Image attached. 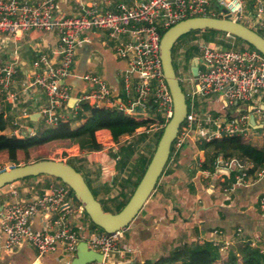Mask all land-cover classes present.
<instances>
[{"label": "built area", "instance_id": "2783aa9c", "mask_svg": "<svg viewBox=\"0 0 264 264\" xmlns=\"http://www.w3.org/2000/svg\"><path fill=\"white\" fill-rule=\"evenodd\" d=\"M55 6L56 0L34 3L0 0V38L17 39L30 30L56 32L59 36L54 57L40 54L34 60L28 77L30 82L25 87L31 91L37 89L47 98V106L38 113L49 128L77 116L82 112L81 104H86L96 107L103 105L136 121L154 119L151 131L162 132L164 122L158 125L155 117L161 116L163 121V118L168 121L172 114V99L164 81L159 55L162 31L187 18L212 14V7L220 11L221 17L228 16L231 21L241 24L245 22L255 32L264 31V0H145L133 6L121 3L117 12H100L96 5H91L82 9L81 13L67 17H54ZM90 29L104 30L111 38L125 33L131 36V42L119 50L120 55L127 59V70L122 75L123 102H114L108 86L95 75L86 74L82 77L90 91L77 97H73L70 87L63 84L71 75L74 52L80 37ZM196 46L199 60L196 75L178 78L180 83L187 80L191 86L186 98L215 96L229 114L223 118L220 115L213 117L206 111L204 117L200 118L188 109L173 142V152L179 151L197 130L204 142L241 137L255 143L257 138H264V111L256 102L260 99L257 97L264 95V58L257 51L247 48H222L219 44L205 42H198ZM15 74V61L0 64V98L9 104H14L19 98L12 85ZM70 100H74L71 108L67 105ZM248 102L253 103L247 112L251 111L261 122V132H251L248 113L240 109L241 105ZM210 123L215 128L204 129V125ZM142 129L135 134H140ZM216 162L214 170L217 185L211 186L212 192H231L238 186L264 179V166L254 167L249 161L236 158H219ZM3 164L0 173L16 167L12 164L7 168L6 163ZM42 177L52 180L42 193L34 194L29 202L18 199L17 184L23 180L0 189V196L3 195V189L7 188L13 197L11 202L0 208V254L29 244L35 250L37 259L60 249L62 257L72 260L78 243L85 242L88 249L103 257L102 262L89 264H112L115 257L121 259L126 255L127 249L119 245L120 232L111 235L99 231L84 240L79 219L85 214L82 205L74 201L72 191L58 179L37 176L28 180L44 183L43 180L39 182ZM260 208L264 210V197L260 200ZM34 220L40 226L37 231L30 228ZM238 231L241 232L240 229ZM219 233L214 231L209 237L200 238L199 243L218 247L222 244ZM254 238L251 240L253 247L254 241H257ZM259 249L264 253V248Z\"/></svg>", "mask_w": 264, "mask_h": 264}, {"label": "crops", "instance_id": "0c3cea01", "mask_svg": "<svg viewBox=\"0 0 264 264\" xmlns=\"http://www.w3.org/2000/svg\"><path fill=\"white\" fill-rule=\"evenodd\" d=\"M23 1L34 3L40 0ZM139 1L145 0H56L53 16L77 15L81 13L82 9L91 5H96L100 12H117L121 3L133 6ZM204 34V31L192 34L187 42L185 41L186 51L193 46L192 43L193 41L196 42V39H205V37L211 36H205ZM211 38L224 39V41H229L231 46H238L234 44V39H229L219 33L212 34ZM131 40V36L127 33L111 38L104 30L90 29L84 32L75 48L71 75L63 82L65 86L70 87L73 97L90 91V87L82 80V77L91 74L101 78L108 86L114 102H123L125 95L122 88V75L127 70V59L120 55L119 50ZM58 45L59 36L56 32L30 30L17 39L12 37L0 38V64L10 61L16 62V74L12 85L13 90L19 96L14 104H9L0 98V114L3 117L8 114L16 117V120H21L18 123V127L21 129L13 130V133L23 137L26 141L32 140V143H37L45 138L42 127L46 125L40 117L34 122L28 118L47 106V98L41 91L37 89L26 90L25 87L30 82L28 77L36 57L40 54H45L49 58L54 57ZM197 56H193L190 63L187 62V69L191 76H193L192 62L195 58H198ZM185 89L186 95L189 94L191 92L190 84H186ZM257 98L260 99L256 102L264 111V95ZM252 103L248 102L241 105V111L248 113L247 110L252 108ZM23 104H26V106L24 107ZM67 105L71 108L73 102H68ZM4 106L9 108V112L6 113L3 110ZM100 107L104 106L100 105ZM188 109L200 118L204 117L206 111H209L213 117L220 115L223 118L229 114L215 96H196L193 99L189 97ZM140 115H143V113H140ZM27 119L31 123L39 121L36 127L39 126L40 135H36L34 130L25 128L27 125L25 120ZM23 123H25L24 126H22ZM85 124H88L86 119L74 122L75 127ZM248 126L251 131H261V122L251 111L248 113ZM53 128H49L47 132L49 133ZM214 128L215 126L212 123L204 125V129L207 130H213ZM24 131H28V135ZM9 132L7 131V133ZM146 132H151V139L150 141L147 140V145L153 148L159 131H151V129L140 131V139L145 140V142ZM94 135L96 137V149L93 151H81L77 144H67L58 146L53 155H58L57 159L59 161L68 162L69 164L72 160H77L80 168L85 171L86 175H89V181L99 187L97 196L99 203L107 204V208L115 207L119 203L112 202L110 204L111 201L106 193L115 188L116 194L114 197L116 198L119 190L118 184L123 180L122 178L124 177V179L133 182L132 177L134 175L131 177L130 175L133 173L138 175V167L133 168L131 166H134L137 160L140 161L141 165H146L153 153L149 149L143 152V150L137 149L138 145H134V152L129 161L128 169L121 173L116 168L115 163L109 159L110 152H118V144L113 142L111 133L107 130H99ZM103 137L111 140L110 145L103 140L99 141ZM130 137H122L120 143L128 144L127 140ZM259 138L253 144L260 146L263 138ZM202 142L203 137L201 134L194 133L190 135L179 151L171 152L168 163L141 212L124 231H120L119 245L127 249V253L121 259L115 257L112 264H144L146 261H155L169 250L174 242L183 241L193 243L194 246H202L205 243L200 244V238L209 237L214 231L220 232L218 238L222 241V244L218 247H212L218 249L220 256L223 258L230 244L240 239L241 235H248L251 238L258 235V243L264 246V212L258 208L261 198L264 197V179L255 180L250 185L238 186L231 192L222 193L218 190L212 192L211 186L217 185L216 175L214 168L212 170L201 168L202 163L208 158L206 153L199 149V144ZM100 147L103 148V151ZM69 148L73 150H69ZM49 158L51 156H48ZM143 168L138 170L141 171ZM203 171L208 173H203ZM93 172L96 173L95 177L92 176ZM42 180L44 183L27 179L17 184L18 199L29 202L34 194L42 193L43 188L47 187L52 179L39 178V182ZM2 193L0 208L5 203L13 200L7 188L3 189ZM79 219L84 240L93 233H100L85 218ZM30 228L33 231L40 229L37 220L32 221ZM60 251L59 249L52 255L37 259L35 250L29 244H23L19 249L1 253L0 264L69 263L71 260L65 261V257H62Z\"/></svg>", "mask_w": 264, "mask_h": 264}, {"label": "trees", "instance_id": "16d2710c", "mask_svg": "<svg viewBox=\"0 0 264 264\" xmlns=\"http://www.w3.org/2000/svg\"><path fill=\"white\" fill-rule=\"evenodd\" d=\"M212 10L213 13L207 14L206 16L215 18L221 17L220 11L216 7H212ZM200 32L201 31H194L189 34ZM260 32L264 34V31ZM163 33L164 31L161 32V34ZM257 33L263 37L259 32ZM195 46L196 45H193L187 50L190 54L187 59L188 63H190L193 56L196 55L197 50ZM239 49H244V47ZM250 49L254 50L252 47ZM23 106L25 107L26 104H23ZM81 107L82 112L67 122L55 125L47 135V139L44 140L43 138L37 143H32V140L26 141L23 137L13 133V130L18 129V123L21 120H16V117L8 114L6 117H3V115L0 114V155H4V151H6L9 161L17 165L21 154L24 158H27L25 161L26 164L47 159V154H45V156L40 154H43L44 148L51 144L52 147L77 144L81 151L90 152L96 149L95 132L99 130H107L111 133L113 142L118 144V152H110L109 159L115 163L118 171L123 173L125 169H128L129 161L134 152V145L130 143L121 144L120 141L122 137L134 136L137 130L141 128H144L145 130L149 129L155 123V120L146 119L143 121H136L123 115L121 112L108 107L88 106L86 104H81ZM3 110L6 113L9 112L8 107L3 108ZM83 119L87 120V125H80L78 127L74 126L75 121ZM25 121L27 122L25 128L34 130L36 135H40V128L39 126L36 127L39 124V121L36 123H31L28 119ZM7 131L10 132L7 133ZM24 132L28 135V131ZM161 133V131L158 133L155 147ZM199 149L204 151L208 157L205 162L202 163L201 168L203 170H212L219 157L224 159L231 157L249 161L254 167L264 166V138L260 146L248 142L241 137L214 139L209 142L203 141L199 145ZM69 150L73 149L69 148ZM172 151L173 149L171 148V152ZM149 162L150 159L142 169L138 179L134 182L135 185L129 192H127V190L130 186V181L124 179V177L122 178L123 180L118 184L119 190L116 195L117 197L114 200L115 202L119 203V205L122 202L124 205L128 202ZM27 179H24L23 181ZM73 199L76 202L74 197ZM90 224L93 228L102 232V230L95 225L92 223ZM251 240L252 238L248 237V235H241L240 239L230 244L224 258L220 256L218 249H214L210 243H205L202 246H194L193 243L191 244L183 241L174 242L170 246V249L164 252L157 260L146 261L144 264H264V253L260 251L259 246L257 248L251 246ZM256 242L258 243L259 240Z\"/></svg>", "mask_w": 264, "mask_h": 264}, {"label": "water", "instance_id": "95a60500", "mask_svg": "<svg viewBox=\"0 0 264 264\" xmlns=\"http://www.w3.org/2000/svg\"><path fill=\"white\" fill-rule=\"evenodd\" d=\"M206 30L233 36L252 47L264 58V38L247 26L231 21L228 16L220 18L208 16L187 18L176 23L163 33L159 43V55L164 81L172 99V114L162 130L150 162L141 179L128 202L119 212L104 211L99 201L94 198L82 175L68 162L63 161L39 160L1 172L0 189L15 181L31 177L49 176L58 179L72 191L76 202L82 205L86 216L93 225L104 233L111 235L124 231L141 212L155 189L168 163L179 127L188 112L186 96L180 87L179 79L173 67L172 48L183 35L194 31ZM198 62L199 60L195 58L192 68L193 75H196L198 71ZM72 102L74 103V100L69 101V103ZM38 118L39 113H35L30 115L28 119L34 122ZM102 260L103 257L100 253L88 249L85 242H79L76 246L74 258L69 263L60 264H89L91 262H102Z\"/></svg>", "mask_w": 264, "mask_h": 264}, {"label": "rangeland", "instance_id": "374dc122", "mask_svg": "<svg viewBox=\"0 0 264 264\" xmlns=\"http://www.w3.org/2000/svg\"><path fill=\"white\" fill-rule=\"evenodd\" d=\"M242 24L243 25H246L247 26V24L245 23V22H242ZM251 30H253V28L252 27H249ZM214 32L215 31H209V30H206V31H204V35L206 36V35H211L210 37H205V39H196V42L195 41H193V45H196L198 42H205V43H209V41H210V43H216V44H220V46H222V48L223 47H226V48H236V47H233V46H231L230 45V43H229V41H224V39H214V38H211L212 37V34H214ZM257 32H259L262 36H263V38H264V34L263 33H261L260 31H257ZM216 33V32H215ZM219 34H222V36H225V34L224 33H220V32H218ZM190 36H192V34H185V35H183L182 37H180L178 40H177V43H175L176 45H174V47L172 48V52H171V55H172V62H173V67H174V70H175V73H176V75H177V77L179 78V79H186V78H188L189 76H191V73L189 72V70L187 69L188 67H187V59H188V57L190 56V54L186 51V49H185V41L187 42V39L190 37ZM227 38H229V39H234V37L233 36H231V37H227ZM181 41H183V42H181ZM212 41V42H211ZM214 41H216V42H214ZM233 42H234V44H238V47L237 48H247V49H250L251 47H249V46H247L245 43H243L242 41H240V40H237V39H234L233 40ZM195 48H196V50H197V52H196V55H198V47L197 46H195ZM186 84H188V81L187 80H185L184 82H181L180 83V87H181V89H182V91H183V93H184V95L186 96ZM186 102H187V106H188V108H189V97H187L186 98ZM161 116H156L155 117V119H157V123H158V125H160V123H163L162 125L163 126H165V123H166V119L165 118H163L164 119V121L160 118ZM162 121V122H161ZM155 124V123H154ZM19 125V124H18ZM25 125V123H23L22 124V126H24ZM46 127V126H45ZM45 127H42L43 128V132H44V140H46L47 138V135L49 134L47 131H49L48 129L49 128H45ZM151 127H153V125L151 126ZM151 127L148 129V130H150L151 129ZM18 129H21V128H19L18 127ZM143 130H145V129H142V131ZM199 130H197V132H198ZM196 132V133H197ZM200 132H202V131H200ZM252 133H254V131H251ZM261 132V131H260ZM150 134H151V132H149V133H145V136H146V142H145V140L144 141H142L141 139H140V134H138V135H134L133 137H130V138H128L129 140H127V142L128 143H130V144H133V145H138V148L137 149H141V151L143 150V152H145V151H147L148 149H149V151L151 152V153H153V148H155V145H154V147L152 148H150V146H148L147 145V140L148 141H150V139H151V137H150ZM108 137V136H107ZM101 138V140H99V141H104L105 143H107V144H109V142H111V140H107L108 138ZM157 137V136H156ZM103 142V143H104ZM104 143V145H106ZM201 144V143H200ZM199 144V145H200ZM110 145V144H109ZM56 148L57 147H52V144L51 145H48V146H46L45 148H44V151H43V154H40V155H43V156H45V154H47L46 155V157H47V159H48V156H51V158H49V159H51V160H54V161H59V159H57V156L58 155H53V153H54V151L56 150ZM100 149L103 151V148L102 147H100ZM229 159H231V157L229 158ZM27 160V158H24V156L21 154L20 156H19V159H18V164L16 165V166H21V165H25L26 163H25V161ZM31 160V159H30ZM3 163H6V167L8 168V167H10L13 163H11L10 161H9V159H8V156H7V153H5L4 155H0V169H2L3 167H2V165H4ZM25 163V164H24ZM70 165L76 170V171H78L81 175H82V177L84 178V180H85V182H86V184H87V186L89 187V189H90V191L92 192V194H93V196H94V198L97 200V196H98V193H99V187L97 186V185H95V184H93V183H91L90 181H89V175H86V173H85V171L82 169V168H80V165L78 164V161L77 160H72L71 162H70ZM131 167H133V168H135V167H138L137 168V171H138V175H135L134 173L133 174H131L130 175V177L131 176H133L134 175V177H132L133 179H134V181L133 182H131L130 180V188H129V190L130 189H132L133 188V186L135 185L134 184V182L136 181L135 179H136V177H138L140 174H141V171H139L138 169H140V168H143V167H145V165H141L140 164V161H136V163H135V165L134 166H131ZM95 174L96 173H92V176L93 177H95ZM260 180H263V179H260ZM257 181H259V180H257ZM129 190H127V192L129 191ZM219 191V190H218ZM221 192L222 193H225L224 191H222L221 190ZM218 193H220V192H218ZM108 196H109V200L111 201L110 202V204H112V202H115L114 200H115V197H114V195L116 194V190H115V188H113V189H110L107 193H106ZM72 197H73V194H72ZM107 202V201H106ZM73 204H75V202H73ZM101 206H102V208L104 209V211H109V212H111V213H116V212H118L119 210H121L123 207H124V203L122 202L120 205H118V206H116L115 205V207L114 206H112V207H109V208H107V204H105V203H101ZM259 210L260 211H262V212H264V210L263 209H261L260 208V203H259ZM80 218H85L88 222H90V220H89V218L86 216V214H82L81 216H80ZM91 223V222H90ZM98 230V229H97ZM255 240H258L259 238H258V235H256L255 236V238H254ZM262 247V248H264V246H262V245H260L259 243H257V242H255L254 241V247ZM65 261H70L69 260V258H65L64 259Z\"/></svg>", "mask_w": 264, "mask_h": 264}]
</instances>
